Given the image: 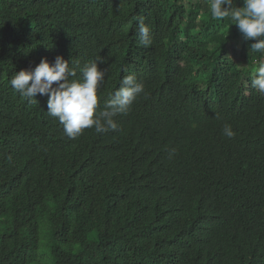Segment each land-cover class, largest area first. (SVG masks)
<instances>
[{"label": "trees", "instance_id": "trees-1", "mask_svg": "<svg viewBox=\"0 0 264 264\" xmlns=\"http://www.w3.org/2000/svg\"><path fill=\"white\" fill-rule=\"evenodd\" d=\"M253 42L209 0H0V264H264ZM58 56L102 57L101 107L127 75L146 95L70 139L10 84Z\"/></svg>", "mask_w": 264, "mask_h": 264}, {"label": "clouds", "instance_id": "clouds-1", "mask_svg": "<svg viewBox=\"0 0 264 264\" xmlns=\"http://www.w3.org/2000/svg\"><path fill=\"white\" fill-rule=\"evenodd\" d=\"M209 10L213 19L230 16L244 39L254 41L250 51L264 53V0H242L239 7L233 6V0H209ZM137 27L141 43L147 46L150 26L141 18ZM70 61L62 56L54 62L43 58L35 68L15 72L10 84L29 103L38 102L37 94L47 96V114L59 120L70 139L88 128H94L97 134L117 130L115 118L125 114L138 96L146 95L143 82L134 74L123 77L101 107L97 93L107 73L99 68L102 57L88 61L83 67L70 65ZM251 86L264 94V63L256 69ZM222 131L230 139L236 135L228 124Z\"/></svg>", "mask_w": 264, "mask_h": 264}]
</instances>
